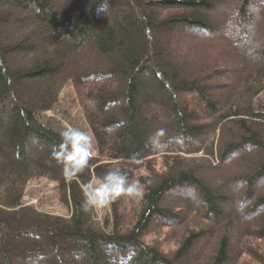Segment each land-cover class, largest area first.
I'll return each instance as SVG.
<instances>
[{
  "label": "trees",
  "instance_id": "trees-1",
  "mask_svg": "<svg viewBox=\"0 0 264 264\" xmlns=\"http://www.w3.org/2000/svg\"><path fill=\"white\" fill-rule=\"evenodd\" d=\"M101 2L0 0V264H264V214L249 223L233 208L236 186L246 214L264 208V109L255 106L264 94V42L250 57L243 53L247 65L232 88L214 97L212 89L226 87L210 82L229 80L219 67L234 47L194 37L168 55L158 34L181 28L210 37L218 25L208 14L228 1L108 0L105 13L97 11ZM251 3L233 2L236 22L254 24ZM14 12L19 16L8 29ZM73 60L71 73L61 74ZM185 70L199 76L189 79ZM66 83L96 147L71 183L51 157L61 132L40 120L57 111ZM181 95L198 110L190 111ZM160 130L162 147L154 148L151 138ZM251 151L263 161L255 164ZM199 153L214 159V168ZM238 154L236 164H227ZM114 167L144 191L116 199L111 222L101 226L94 211L82 210L83 186ZM211 172V182L203 179ZM39 179L57 185L68 217L23 205L28 183ZM180 191L192 192L200 208L186 201L177 211L165 207L168 195ZM223 206L233 213L225 215ZM155 227L163 241H146ZM205 239L208 246L194 256ZM163 243L174 249L163 252Z\"/></svg>",
  "mask_w": 264,
  "mask_h": 264
},
{
  "label": "rangeland",
  "instance_id": "rangeland-1",
  "mask_svg": "<svg viewBox=\"0 0 264 264\" xmlns=\"http://www.w3.org/2000/svg\"><path fill=\"white\" fill-rule=\"evenodd\" d=\"M228 1L227 5L223 6H217L216 9L213 11V13H209L208 15L213 20L214 23L218 25V28L216 31L212 32L210 37H205L201 34H189L187 31L181 28H175L170 31H164L162 33L158 34V37L160 38V41L162 43L163 49L168 53V55H171L172 50H176V46H181L188 44V39H193L194 37L198 38H207L209 40H218L220 39L222 42L223 47L222 48H232L234 47V51H229V54L226 57V60L223 65L219 67V71L224 72V76L228 78L229 80L225 82H210L212 86L216 85H225V88H219V89H212L209 93L214 96H222L224 95L227 90L232 88L234 80L237 79L238 71L242 69V67H245L246 61L244 60L243 53L245 52V56H251L254 47H259L260 41L264 42L263 36L264 33L262 32L264 30V0H252V3L249 6L248 15L250 19H252L254 24H242L236 22L237 19V10L232 5L234 1L236 0H226ZM19 16L18 13L12 14V17H10L8 23L6 24L8 29L14 28L15 19ZM263 16V17H262ZM0 27H2V24H0ZM33 45L35 47L40 48L41 43L40 41H34ZM230 45V46H229ZM232 46V47H231ZM175 56V55H174ZM16 65L17 61L12 59ZM172 64H176V66L179 64V59L172 58L171 59ZM13 63V62H12ZM70 63V64H69ZM67 64V68L63 69L60 73L61 74H70L71 68L73 62H69ZM185 77L189 79L197 78L199 75L196 71L191 70H185ZM231 79V80H230ZM185 95V94H184ZM181 95L182 100H186L185 96ZM195 97V96H194ZM188 107L190 111H197L198 106L194 102L193 98L188 97ZM27 102V101H26ZM255 106L258 110L264 109V94H260L255 99ZM108 115H111L112 110L109 108L107 111ZM148 115V113H146ZM41 122L43 124L49 123L50 126H52L55 130H58L62 132L65 130L67 126H71L75 129H79L81 131L86 132L88 135H90L92 138V134L89 131L87 124L84 120V117L82 115L81 109L78 106V103L76 101V96L73 91V88L71 86V83H66L63 87V90L60 94L59 98V105L56 112H47L43 114L40 118ZM4 125V123H3ZM1 128V124H0ZM219 141L218 134L213 139L212 142L215 144ZM173 143L177 144L178 146H181L179 143H177V139H174L172 141ZM203 144L205 143V146H208L206 142V138L201 141ZM40 148V147H39ZM38 148V150H39ZM92 150L95 156L96 155V147H95V141L94 138L92 140ZM254 155L255 164L260 163L263 161L262 156L259 155L258 151H251ZM206 157L208 159L209 164L211 167L214 168L216 162L212 158H208L205 155H201L200 153L197 154L195 157ZM239 154L236 156L231 157L227 164H236L239 159ZM233 166V165H232ZM210 175H212V172L209 174L202 175L203 179H205L208 182H211ZM95 180H92L94 182ZM91 182V183H92ZM262 183L257 184V188H261ZM234 209L236 215L240 217L242 221H246L249 223H256L257 220L260 219V217L264 214V208L260 209L258 212H253L250 214H246V210L248 209V204L241 203L242 195H241V188L240 186H236L234 193ZM186 201L187 203H190L192 207L195 209L200 208V203L197 197L190 191H180L177 193H172L168 195L167 199L164 202V206L167 208H171L174 211H177L178 209V203ZM22 203L24 206L31 207L35 211L50 215L52 217H68L70 214L69 208L64 206L59 199V194L57 191V185L55 183L46 181L45 179H39L30 181L24 190V196L22 199ZM223 211L225 215L230 214L232 211V208L229 206H223ZM94 221L96 223H99L101 226L104 225L105 221L111 222V208L104 210L103 213H98L94 211ZM109 222V224H110ZM241 221H237L234 225L236 230L240 232L242 228ZM154 225H156L154 223ZM163 233H166V230H162ZM160 232L157 231V228L151 230L150 234L145 237L146 241H155V242H162L163 238L159 236ZM209 240L202 241L195 249L194 256H198L201 254L203 249L208 246ZM161 247L163 248V252H168L174 249L173 245H167V244H161ZM167 247V248H166Z\"/></svg>",
  "mask_w": 264,
  "mask_h": 264
},
{
  "label": "clouds",
  "instance_id": "clouds-1",
  "mask_svg": "<svg viewBox=\"0 0 264 264\" xmlns=\"http://www.w3.org/2000/svg\"><path fill=\"white\" fill-rule=\"evenodd\" d=\"M108 9V0H102L97 8L98 12L105 13ZM163 130L158 131L151 143L154 148H160L159 137ZM61 143L54 146L51 157L63 165L64 179L71 183L88 167L93 158V138L86 132L75 129L70 125L60 133ZM250 147V146H248ZM143 186L137 182H128V177L119 167L107 171L102 177L83 186L82 210L103 213L119 197L127 196L138 198L143 195Z\"/></svg>",
  "mask_w": 264,
  "mask_h": 264
}]
</instances>
